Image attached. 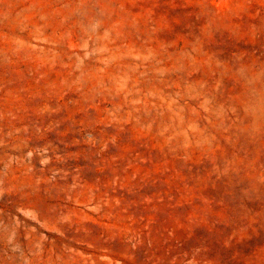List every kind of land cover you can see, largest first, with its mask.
<instances>
[{
	"label": "rangeland",
	"instance_id": "374dc122",
	"mask_svg": "<svg viewBox=\"0 0 264 264\" xmlns=\"http://www.w3.org/2000/svg\"><path fill=\"white\" fill-rule=\"evenodd\" d=\"M0 264H264V0H0Z\"/></svg>",
	"mask_w": 264,
	"mask_h": 264
}]
</instances>
